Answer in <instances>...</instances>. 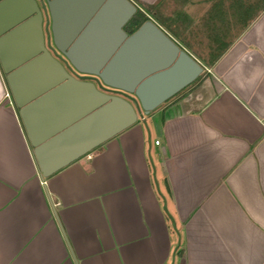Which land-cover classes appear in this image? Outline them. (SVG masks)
<instances>
[{"label": "crops", "instance_id": "0c3cea01", "mask_svg": "<svg viewBox=\"0 0 264 264\" xmlns=\"http://www.w3.org/2000/svg\"><path fill=\"white\" fill-rule=\"evenodd\" d=\"M215 2L145 12L201 73L47 178L0 70V264H264V9Z\"/></svg>", "mask_w": 264, "mask_h": 264}, {"label": "water", "instance_id": "95a60500", "mask_svg": "<svg viewBox=\"0 0 264 264\" xmlns=\"http://www.w3.org/2000/svg\"><path fill=\"white\" fill-rule=\"evenodd\" d=\"M41 3L0 0V70L47 178L191 84L202 66L148 17L126 35L137 9L129 0Z\"/></svg>", "mask_w": 264, "mask_h": 264}, {"label": "trees", "instance_id": "16d2710c", "mask_svg": "<svg viewBox=\"0 0 264 264\" xmlns=\"http://www.w3.org/2000/svg\"><path fill=\"white\" fill-rule=\"evenodd\" d=\"M222 4L223 0H218L213 4V7H219ZM230 5H232V7L234 8L236 7V10H233V13H231L230 15L232 16V19L236 20L237 25H239L241 29L248 23H250L253 19H255L259 12L264 9V0H251L250 2L242 0H232ZM139 8L136 9L133 16L127 21L125 25L126 31L128 33L134 31L141 23L147 20V15L145 13V8L147 7H143L144 12ZM160 22L163 25L165 24L164 20H161Z\"/></svg>", "mask_w": 264, "mask_h": 264}, {"label": "rangeland", "instance_id": "374dc122", "mask_svg": "<svg viewBox=\"0 0 264 264\" xmlns=\"http://www.w3.org/2000/svg\"><path fill=\"white\" fill-rule=\"evenodd\" d=\"M186 0H159L157 3H155L154 5H152L151 7H147V8H145V11L147 12V11H152V12H156V14H158L159 15V17L160 18H163V11L164 10H167V9H169V11H170V9H172V12H175V13H180L181 12V6L183 5V2H185ZM206 1H212V0H206ZM214 1V0H213ZM218 1V0H217ZM242 1H251V0H242ZM200 3V2H199ZM198 3V4H199ZM207 3V2H206ZM198 4H196V5H192V6H190V8H192V9H194V13L192 14V18H194V19H197V20H200V18H199V16L197 15L198 14V12L200 11V8H204L205 6H200V5H198ZM201 9V10H202ZM167 19V18H166ZM189 21V20H188ZM187 21V22H188ZM204 21V20H203ZM238 27H239V25H238ZM237 27V28H238ZM238 31H239V29H238ZM157 109V108H156ZM155 109V110H156ZM153 112V111H152ZM152 112H150L148 115H145V116H143V120H145V122H147V119H148V117H149V115L152 113ZM137 121L139 122V123H141V118H139V117H137ZM94 150V149H93ZM91 152V151H90Z\"/></svg>", "mask_w": 264, "mask_h": 264}, {"label": "flooded vegetation", "instance_id": "af4514ba", "mask_svg": "<svg viewBox=\"0 0 264 264\" xmlns=\"http://www.w3.org/2000/svg\"><path fill=\"white\" fill-rule=\"evenodd\" d=\"M36 1V3H37V5H38V7L42 10V0H41V2H40V0H35ZM127 23V22H126ZM126 25V24H125ZM125 25L121 28V30L126 34V35H129V34H131V33H128L127 31H126V28H125ZM48 26V23H47V20H46V18H45V14H42V30H43V39H44V45H45V47L46 48H48V49H50V42H48V37H47V34H46V31H45V28ZM135 31V30H134ZM52 52V51H51ZM54 54V53H53ZM75 76H77V77H83L82 75H76L75 74Z\"/></svg>", "mask_w": 264, "mask_h": 264}, {"label": "built area", "instance_id": "2783aa9c", "mask_svg": "<svg viewBox=\"0 0 264 264\" xmlns=\"http://www.w3.org/2000/svg\"><path fill=\"white\" fill-rule=\"evenodd\" d=\"M4 97H5L6 99H9V98H10L9 93H8L7 91H5V93H4ZM157 143H158L157 141H154V142H153L154 145H157Z\"/></svg>", "mask_w": 264, "mask_h": 264}]
</instances>
